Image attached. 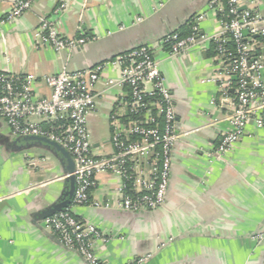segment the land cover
Segmentation results:
<instances>
[{
	"label": "crops",
	"instance_id": "0c3cea01",
	"mask_svg": "<svg viewBox=\"0 0 264 264\" xmlns=\"http://www.w3.org/2000/svg\"><path fill=\"white\" fill-rule=\"evenodd\" d=\"M13 1L0 0V17ZM209 1L35 0L1 26L0 71L36 76L39 96L50 94L45 75L64 67L88 69L150 45L175 101L179 138L164 205L136 212L120 207V180L111 172L96 175L89 204H74L70 155L40 138L13 135L0 119V264H90L44 228L49 211L69 202L77 218L107 239L93 242L104 264H127L147 254L144 264H264V240L256 238V231L264 229V128L248 124L244 136L215 158L222 133L232 125L220 86L207 82L217 70L213 43L178 57H168L160 45L167 34L187 30ZM257 8L264 16V0ZM41 17L53 19L60 34L86 37L87 43L61 53L36 48ZM217 18L210 13L200 33L221 32ZM110 80L115 86L109 87ZM95 92L96 108L88 115L93 152L109 155L114 151L110 116L128 93L120 70H107Z\"/></svg>",
	"mask_w": 264,
	"mask_h": 264
},
{
	"label": "built area",
	"instance_id": "2783aa9c",
	"mask_svg": "<svg viewBox=\"0 0 264 264\" xmlns=\"http://www.w3.org/2000/svg\"><path fill=\"white\" fill-rule=\"evenodd\" d=\"M35 0H14L1 26L28 11ZM259 0H210L206 10L193 16L191 33L171 32L160 41L168 57H178L213 43L216 72L207 82L218 83L223 103L230 110L232 128L222 133L215 158L221 159L245 134L248 124L264 128V16ZM59 6L56 12L65 8ZM210 13L218 16L221 32L206 36L201 23ZM35 47H51L57 53L84 46L86 37L60 34L53 19L41 17L34 32ZM109 69H119L128 93L110 116L114 151L97 156L93 152L88 115L97 104L96 85ZM235 77V79H234ZM48 96L36 92L38 79L32 74L0 71V119L13 135L36 136L60 144L71 155L75 168L74 204H89L99 172H111L119 180L120 207L127 211H149L164 205L174 147L179 133L173 95L150 45L142 44L83 70L64 67L42 79ZM109 87L115 86L109 81ZM232 89V91H231ZM3 196H0V201ZM99 205L98 202L94 203ZM44 228L67 248L90 264H104L93 247L95 239L106 241L93 224L75 216L70 207L44 219ZM256 238L264 240V229ZM149 254L127 264H144Z\"/></svg>",
	"mask_w": 264,
	"mask_h": 264
},
{
	"label": "water",
	"instance_id": "95a60500",
	"mask_svg": "<svg viewBox=\"0 0 264 264\" xmlns=\"http://www.w3.org/2000/svg\"><path fill=\"white\" fill-rule=\"evenodd\" d=\"M234 79H235V77H234ZM27 137L40 138V139H42V140L44 141V143H46L47 145L52 146V147H60V148L63 149L66 153H68V154L70 155V153H69L65 148H63L60 144H58V143H56V142H53V141H51V140H49V139L42 138V137H36V136H27ZM70 157H71V155H70ZM71 159H72V157H71ZM72 161H73V159H72ZM74 168H75V164H74V161H73V166H70V168H69V173H70V174L74 171ZM70 178L73 180V183H74V191H73V196H74L75 189H76L75 177H74V175H70ZM69 203H70V202H69ZM69 203L66 204L64 208L57 207L56 209H52L51 211H49V214H50V215H53V214L57 213V211L59 212V211L64 210V209L69 205ZM50 215H49V216H50ZM261 230H262V229H259L258 231H256V234H258ZM54 237L56 238L55 235H54Z\"/></svg>",
	"mask_w": 264,
	"mask_h": 264
},
{
	"label": "trees",
	"instance_id": "16d2710c",
	"mask_svg": "<svg viewBox=\"0 0 264 264\" xmlns=\"http://www.w3.org/2000/svg\"><path fill=\"white\" fill-rule=\"evenodd\" d=\"M191 30H192V28H191V23H190V25H189V27H188L187 30H185V31L182 32V33L180 32V36L184 37V36L189 35V34L191 33Z\"/></svg>",
	"mask_w": 264,
	"mask_h": 264
}]
</instances>
